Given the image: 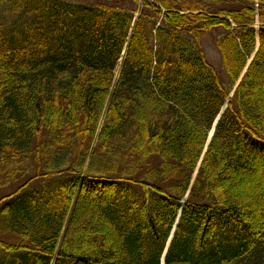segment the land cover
Segmentation results:
<instances>
[{
    "label": "trees",
    "instance_id": "16d2710c",
    "mask_svg": "<svg viewBox=\"0 0 264 264\" xmlns=\"http://www.w3.org/2000/svg\"><path fill=\"white\" fill-rule=\"evenodd\" d=\"M16 183L0 264H264V0H0Z\"/></svg>",
    "mask_w": 264,
    "mask_h": 264
},
{
    "label": "rangeland",
    "instance_id": "374dc122",
    "mask_svg": "<svg viewBox=\"0 0 264 264\" xmlns=\"http://www.w3.org/2000/svg\"><path fill=\"white\" fill-rule=\"evenodd\" d=\"M138 15H136V18L134 19V21L137 19ZM259 26H260V23H258V26L256 27L257 30H259ZM214 35H217V33L213 34V35H208L207 37H205V39L203 40L202 42V46L204 48V51H205V54H206V57L208 58V60L217 68V69H220V71H222V62H221V59H220V55L213 43V36ZM246 71V69H245ZM245 71L243 72V74L241 75L239 81L241 79L244 78L245 76ZM245 73V74H244ZM244 75V76H243ZM243 77V78H242ZM206 152V151H205ZM199 170H197L196 173H198ZM195 179V177H194ZM237 188L233 187V191L232 192H235V191H239V196L241 198V200H244V198H249V202H251V192H248L244 186L240 183H237L236 184ZM18 186V183L14 184L13 187H8V189H0V197L3 196V195H6L7 193L11 192L12 190H14L16 187Z\"/></svg>",
    "mask_w": 264,
    "mask_h": 264
},
{
    "label": "water",
    "instance_id": "95a60500",
    "mask_svg": "<svg viewBox=\"0 0 264 264\" xmlns=\"http://www.w3.org/2000/svg\"><path fill=\"white\" fill-rule=\"evenodd\" d=\"M259 43H258V48H257V50H256V52H255V54L252 56V58H251V60H250V62H249V64H248V66H247V68H246V71H245V73L247 72V70H248V68H249V66L251 65V63L253 62V59H254V57H255V55H256V53L258 52V50H259ZM244 73V74H245ZM244 76V75H243ZM243 78V77H242ZM242 81V79L239 81V83L236 85V87H235V89H234V91H233V93H232V95H231V97H233L234 96V93H235V90H236V88L239 86V84H240V82ZM226 109V108H225ZM224 109V110H225ZM220 118V117H219ZM219 118H218V120H219ZM216 124H217V121H216V123H215V125H214V129H213V131L211 132V134H210V139H209V142L211 141V139H212V136H213V133H214V130H215V126H216ZM209 144V143H208ZM185 204H186V202L184 203V206H185ZM178 221H179V219H178ZM178 223V222H177ZM176 227H177V225L175 226V228H174V230H173V233H172V235H171V238H170V241H169V243H168V247H167V250H168V248H169V245H170V242H171V240H172V238H173V235H174V233H175V230H176ZM167 250H166V253H167ZM162 264H165V261H164V258H163V260H162Z\"/></svg>",
    "mask_w": 264,
    "mask_h": 264
}]
</instances>
